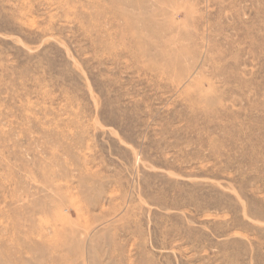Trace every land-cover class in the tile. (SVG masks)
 Here are the masks:
<instances>
[{
    "label": "rangeland",
    "instance_id": "1",
    "mask_svg": "<svg viewBox=\"0 0 264 264\" xmlns=\"http://www.w3.org/2000/svg\"><path fill=\"white\" fill-rule=\"evenodd\" d=\"M0 264H264V0H0Z\"/></svg>",
    "mask_w": 264,
    "mask_h": 264
}]
</instances>
